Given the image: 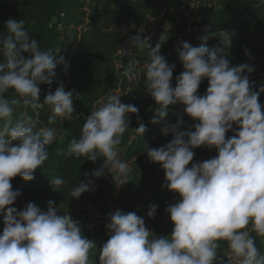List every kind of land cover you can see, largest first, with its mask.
Instances as JSON below:
<instances>
[{
    "label": "clouds",
    "instance_id": "9594fccd",
    "mask_svg": "<svg viewBox=\"0 0 264 264\" xmlns=\"http://www.w3.org/2000/svg\"><path fill=\"white\" fill-rule=\"evenodd\" d=\"M5 28L0 33V264H264V254L256 245V237L264 239V105L260 102L264 83L257 89L250 80L255 67L233 65L226 58L229 37L222 41L224 47L210 49L206 43L209 29L205 28L197 37L202 41L199 46L178 41L175 52L184 71L175 76L173 84L176 64L161 54L169 36L161 33L153 45L152 36L140 29L135 35H129L127 28L120 30L131 46L124 48L131 57L123 68L129 81L139 75L135 53L146 52L144 91L158 105L152 123L166 121L173 105H183L193 123L183 130V119L176 125L165 123L161 132L171 131L174 138L143 150L148 161L164 171L162 188L174 194L175 202L165 208L173 225L171 233L153 237L142 216L117 208L107 216L108 239L93 259L97 242L84 234L71 212L62 213L52 200L47 201L46 211L35 202L22 209L14 206L20 193L11 180L35 178L36 170L49 159L46 146L60 137L49 125L57 117L74 119L73 97L79 93L66 91L61 83L41 101L40 85L51 86L57 66L67 71L69 65L63 56L57 58L59 48L41 50L37 39L30 40L23 19L9 18ZM245 55L251 56L248 49ZM116 67L119 70L121 65ZM205 80L208 87L201 95L198 90ZM10 92L14 93L11 98ZM122 96L119 91L101 96L84 120L79 137L68 144L67 157L103 161L72 187L68 193L72 198L95 191L93 178L103 177L105 170L120 186L131 181L132 168L122 158L120 147L130 128V114H137L138 123L130 140L142 137L147 126L139 108L123 103ZM44 105L51 114L47 124L41 125ZM17 109H22L18 115ZM200 147L215 149L216 155L193 162L194 149ZM49 183L58 190L66 181L56 176ZM158 207L150 203L147 217L155 219Z\"/></svg>",
    "mask_w": 264,
    "mask_h": 264
},
{
    "label": "trees",
    "instance_id": "16d2710c",
    "mask_svg": "<svg viewBox=\"0 0 264 264\" xmlns=\"http://www.w3.org/2000/svg\"><path fill=\"white\" fill-rule=\"evenodd\" d=\"M219 5L216 13H204L194 26L201 35L204 34L205 28L209 29V39L206 43L210 49L224 47L222 41L229 37L231 45L225 48L226 58L233 65L248 63L254 66L255 72L251 74L250 80L256 82L258 89L260 84L264 83V0H220ZM163 6L170 10L167 19L172 25L176 26L177 30L184 28L188 22L185 14L187 4L184 0H0V33L6 31L5 21L9 18L23 19L30 40L37 39L41 50L55 51L59 48L57 58L63 56L69 65L68 76L63 74L58 65L52 85H40L41 101L49 89L54 92L61 83L66 91L75 89L79 93V97L75 94L73 97L74 119L61 121L57 117L55 124L49 125L57 129L60 137L46 146L49 159L36 170L35 178L26 181L17 176L11 180L13 188L20 193L15 207L22 209L34 190L50 185L52 177H63L66 181L63 187L72 189L85 179V172L91 173L99 169L103 163L102 159L92 162L86 160V157L80 159L67 157L65 153L68 144L74 137H79L84 120L101 96L111 91L124 92L129 87L118 76L115 67V55L120 42L119 30L130 29L133 23L136 28L145 29L150 12ZM57 16L55 21L54 18ZM201 43L202 41H199L196 46ZM245 49L250 51L251 56L245 55ZM182 71H184L182 62L176 64L173 84L175 76ZM207 87L208 81L205 80L201 83L199 94L202 95ZM8 95L11 98L14 93L10 92ZM122 95L123 103H130L139 108V116L147 126L142 137L130 140L134 128L138 126L137 114H130V128L124 134L121 145L125 152L123 159L134 165L135 173L152 171L157 179L164 181L165 174L160 165L149 162L143 150L147 146H162L174 138L171 131L167 135L161 132L165 123L176 125L178 119H183L185 123L180 126V130H183L193 121L184 114L183 105H173L169 106L166 121L154 124L152 119L157 114L158 105L152 98L140 99ZM260 102L264 105V94H261ZM21 110L17 109L16 115ZM29 113L32 114L30 109ZM50 114V108L44 105L40 110L41 125L47 124ZM227 135L230 136L232 133L229 132ZM194 152L193 162L216 155L215 149L209 150L205 147L194 149ZM87 162L94 164L90 170L85 169ZM93 179L95 191L106 197L115 195L116 183L111 172L105 170L103 177ZM37 205L47 210L46 202ZM55 206L60 208L62 213L71 212L75 219L71 201L56 202ZM2 229L3 214H0V232ZM87 237L90 238L89 235Z\"/></svg>",
    "mask_w": 264,
    "mask_h": 264
},
{
    "label": "rangeland",
    "instance_id": "374dc122",
    "mask_svg": "<svg viewBox=\"0 0 264 264\" xmlns=\"http://www.w3.org/2000/svg\"><path fill=\"white\" fill-rule=\"evenodd\" d=\"M167 22L170 21L168 20ZM167 28L168 27H159V29H161L159 33L160 35L164 32L166 36H169V40L163 43L162 48L169 44H173L171 43L172 36L169 34V29ZM183 31L184 28H180L178 30V32L181 33H183ZM200 35L201 34L198 33V36ZM199 41L196 44H198ZM120 147L124 150L122 146ZM93 166V163L87 162L85 164V169L90 170ZM130 167L132 168V173L130 175L131 181L122 186H120L119 183H116V193L113 196L106 197L100 192L88 191L83 193L79 199H75L68 195L71 189L61 186L60 189L53 190L50 185H46L35 189L33 195L28 199V201H26V204L30 202V199H32L31 201L35 202L36 204L42 202L47 203L48 200H52L55 203H62L65 202V200L71 201V203H73V210H75V219L81 222V226L85 235L87 234L86 225L88 220L86 218L87 216L83 215L84 213L82 212L81 206L87 202L98 204L102 211L105 212L106 217L117 208L124 212H137L138 215L145 219L146 226L151 230L153 237L155 235L170 234L173 225L170 221L169 215L165 212V208L168 204L175 202L174 194L167 189L162 188L164 181L157 179V177L153 175L154 173L152 171H145V173H135L134 165L130 164ZM150 203H155L159 206L155 219L147 217L148 205ZM253 235L255 236V233H253ZM89 237V239H94L97 242V248L92 252V258L95 259L99 250V246L108 239L106 227L104 233L100 234L98 237H96V235H89ZM262 243H264V239L256 237V245L258 248L263 247ZM260 251L262 254H264L263 249H260Z\"/></svg>",
    "mask_w": 264,
    "mask_h": 264
},
{
    "label": "built area",
    "instance_id": "2783aa9c",
    "mask_svg": "<svg viewBox=\"0 0 264 264\" xmlns=\"http://www.w3.org/2000/svg\"><path fill=\"white\" fill-rule=\"evenodd\" d=\"M187 4L186 9V17L188 18V22L184 27V38L186 41L190 42L192 45H197L196 43L199 41L197 39L198 32L194 26L196 22H198L201 19V16L204 13H216L218 9L220 8L219 0H184ZM193 5L194 7H192ZM170 12V10L163 6L160 8L153 9L149 14V20L148 25L144 31V35H151L153 36L155 32L159 29V26L161 22L168 21L167 15ZM58 18L55 17L54 20L56 21ZM128 36L124 34H120V42L119 47L117 49L116 55H115V67L119 63L121 65V68L116 71L118 76L121 78L122 81L127 83L129 86L133 85H140L143 83V72L140 70L139 67H137L136 71L139 73L138 77L134 81H129L124 75H123V68L127 66V61L131 58L127 53L125 52L124 48L131 47L127 44ZM139 50L135 53L136 58L138 57ZM164 55L168 60H172L174 56V46L172 44H169L166 46L164 50ZM61 71L64 75L68 76L70 70L69 67L67 71L64 70V66L60 65ZM57 141V140H55ZM123 156H124V150L122 149ZM122 156V158H123ZM80 207V206H79ZM82 212L84 213V216H87V234L88 235H96V237L105 231V225L107 222V217L104 211L100 208L98 204H95L93 202H87L81 206ZM86 234V235H87Z\"/></svg>",
    "mask_w": 264,
    "mask_h": 264
},
{
    "label": "crops",
    "instance_id": "0c3cea01",
    "mask_svg": "<svg viewBox=\"0 0 264 264\" xmlns=\"http://www.w3.org/2000/svg\"><path fill=\"white\" fill-rule=\"evenodd\" d=\"M166 23L164 22H161L160 24V28H163V27H168L167 29H169V34L172 36V42L173 43L172 45L174 46V49L178 43V41H180L181 39L183 40H186L184 38V34L181 33V32H178L176 26H173L171 22H167L165 21ZM121 30V29H120ZM119 30V34H124L123 32H121ZM129 30V35H135L137 33V31L139 30V28H130L128 29ZM140 31H143L140 29ZM160 31L161 29H158L155 34L152 36V42H153V45H155V43L158 41L159 39V36H160ZM125 35V34H124ZM170 36V37H171ZM194 46V45H193ZM196 46V45H195ZM166 46L164 48H161V54L164 55V50H165ZM165 56V55H164ZM146 58V52H142V51H139L138 52V57L137 59L140 61V65L138 66L140 68V70L143 72L144 69H143V61L144 59ZM167 59V58H166ZM168 60V59H167ZM169 63H175V64H179L181 63L178 59V56L176 54V52H174V56H173V59L172 60H168ZM121 94H125V95H128V96H132L134 98H140V99H145V98H151L149 95H147L144 91V84H140V85H133V86H129L127 88V90H125L124 92H121L119 91ZM262 246L263 247H259V249H263L264 251V243H262Z\"/></svg>",
    "mask_w": 264,
    "mask_h": 264
}]
</instances>
